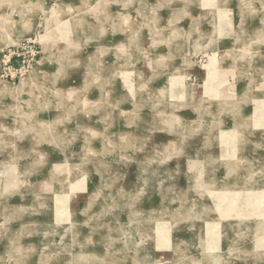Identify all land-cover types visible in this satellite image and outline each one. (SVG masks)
Returning <instances> with one entry per match:
<instances>
[{
    "label": "rangeland",
    "instance_id": "1",
    "mask_svg": "<svg viewBox=\"0 0 264 264\" xmlns=\"http://www.w3.org/2000/svg\"><path fill=\"white\" fill-rule=\"evenodd\" d=\"M0 264H264V0H0Z\"/></svg>",
    "mask_w": 264,
    "mask_h": 264
},
{
    "label": "bare ground",
    "instance_id": "2",
    "mask_svg": "<svg viewBox=\"0 0 264 264\" xmlns=\"http://www.w3.org/2000/svg\"><path fill=\"white\" fill-rule=\"evenodd\" d=\"M42 61L43 60H39L34 66H33V70H32V73H31V76H33L34 74H38L39 71H40V67L42 65ZM40 74V73H39ZM38 74V75H39ZM219 93V92H218Z\"/></svg>",
    "mask_w": 264,
    "mask_h": 264
}]
</instances>
